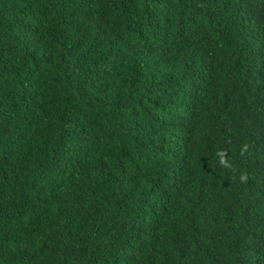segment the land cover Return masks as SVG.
<instances>
[{"label":"trees","instance_id":"16d2710c","mask_svg":"<svg viewBox=\"0 0 264 264\" xmlns=\"http://www.w3.org/2000/svg\"><path fill=\"white\" fill-rule=\"evenodd\" d=\"M0 264H264V0H0Z\"/></svg>","mask_w":264,"mask_h":264}]
</instances>
